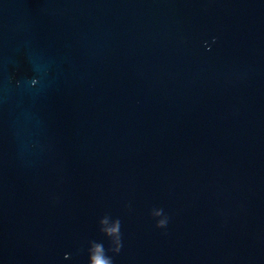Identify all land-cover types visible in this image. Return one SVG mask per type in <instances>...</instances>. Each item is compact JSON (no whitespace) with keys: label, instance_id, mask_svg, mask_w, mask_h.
Masks as SVG:
<instances>
[{"label":"water","instance_id":"95a60500","mask_svg":"<svg viewBox=\"0 0 264 264\" xmlns=\"http://www.w3.org/2000/svg\"><path fill=\"white\" fill-rule=\"evenodd\" d=\"M92 242L264 264V0H0V264Z\"/></svg>","mask_w":264,"mask_h":264},{"label":"clouds","instance_id":"9594fccd","mask_svg":"<svg viewBox=\"0 0 264 264\" xmlns=\"http://www.w3.org/2000/svg\"><path fill=\"white\" fill-rule=\"evenodd\" d=\"M154 217H160L162 210L155 211ZM107 218L100 221L101 232L107 238H109L113 244V247L109 251L114 254H118L121 250V234H120V221L116 220L111 227H104L107 224ZM167 224V219H160L156 225L157 228H164ZM88 264H113V260L107 255V252L101 243L92 242L88 249Z\"/></svg>","mask_w":264,"mask_h":264}]
</instances>
